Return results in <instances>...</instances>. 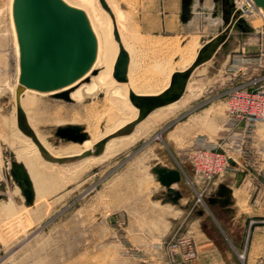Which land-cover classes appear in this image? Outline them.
Returning a JSON list of instances; mask_svg holds the SVG:
<instances>
[{"label":"rangeland","instance_id":"obj_1","mask_svg":"<svg viewBox=\"0 0 264 264\" xmlns=\"http://www.w3.org/2000/svg\"><path fill=\"white\" fill-rule=\"evenodd\" d=\"M69 1L90 15L101 39V57L105 61H116L119 43L114 37V25L117 26L123 44L130 49L128 81L114 79L118 92L113 97L105 91L86 98L72 96L70 92L72 102L56 98L54 93L24 91L20 98L22 107L38 141L55 159L48 160L33 138L17 125L19 79L10 0H0V264H163L159 255L165 248L144 245L149 237H153V242H162L161 232L139 230L154 218L148 214L147 207L142 214L139 205L143 196L151 202L154 176L151 168L187 166L185 161L189 160L191 148L200 137L210 146H218L224 135L228 107L221 93L236 84L250 89L264 86V13L257 7L253 12L243 11L242 17L252 32L243 35L235 30L232 33L233 37L240 36V48L237 56L228 57V62L220 66L204 63L197 68L195 81L187 91L186 104L175 102L157 108L132 132L119 135V130L138 116L129 91L160 94L166 87H162L164 67L157 43L151 50L141 47L138 24L142 6L147 8L148 0H106L115 23L100 0ZM244 3L246 0H237L238 8ZM208 32L207 28L198 30L193 43L196 54L210 38L203 37ZM248 37L257 39L253 52L241 45ZM251 59H256L259 72L245 80ZM101 68L95 69L99 73ZM113 71L111 67L112 74ZM85 81L84 78L81 83ZM67 124L84 126L91 141L80 144L57 137V127ZM108 136L111 137L104 150L95 155L96 143ZM226 149L240 165L249 161L261 165L264 175V121L256 126L240 150ZM88 151L92 153L82 156ZM12 159L24 162L32 175L36 194L33 205L25 204L10 174ZM198 184L203 189L212 185ZM198 184L194 182L196 189ZM246 195L244 201L240 194V204L246 202L240 205L241 211L252 217L251 225L264 221V187L257 186L250 196ZM253 201L261 203L255 211L248 207ZM250 234L246 233L248 240ZM189 235L183 232L181 236H187L194 244ZM169 243L163 244L169 246ZM263 250L264 241L259 250L261 255ZM240 264L264 263H246L243 258Z\"/></svg>","mask_w":264,"mask_h":264},{"label":"crops","instance_id":"obj_2","mask_svg":"<svg viewBox=\"0 0 264 264\" xmlns=\"http://www.w3.org/2000/svg\"><path fill=\"white\" fill-rule=\"evenodd\" d=\"M213 8L212 0H205L202 6L196 0L193 5L194 14L188 21L184 22L182 20V0H148L147 8L142 6L138 24L141 47H148L151 50L152 45L157 43L160 62L164 67L161 74L164 79L162 87L166 86L164 90L170 86L173 74L186 71L196 60V48L193 43L195 36L198 35V30L204 28L209 30L208 34L203 35L205 38L219 32L222 20L213 17ZM236 32H242L243 35H246L252 30L245 32L237 29ZM127 40L129 42L128 38ZM227 43V48L224 49L220 46L215 56L206 63H214L220 66L224 61L225 63L228 62L230 55L232 57L237 56L236 53L240 48V36H231ZM241 45L253 52L257 48V39L248 37L243 44L241 42ZM128 51L130 52V49ZM222 51L227 52L228 55H222ZM151 60L152 57H150ZM255 60H250L253 62L249 64L247 74L244 77L245 80H249L258 74L259 67L256 66ZM197 68L190 75L186 91L176 101L177 104H186L188 100L187 91L195 81ZM186 162L187 166L185 164L178 168L166 166L171 169H178L182 173L181 180L174 183V188L181 193L177 202L168 198L167 188L161 184L151 168L154 175L151 202L148 197L143 196L140 198L139 205L142 214L147 207L148 214H152L154 218L146 224H142L139 230L160 231L162 242H153V237H149L144 245L153 248H165L159 255L163 264H174L172 256L174 255L173 257L179 260L180 253L179 247H173V244L179 236L181 239L188 238V235H181L183 232H189V236L194 241L197 256L188 262L179 264H240L243 258L246 263H264V254L261 255L259 251L262 247V241H264V221L251 225L250 218L252 217L242 212L240 207L242 203L246 204L242 201L240 204V194L241 200L245 201L247 193L250 196L257 186L264 187L262 166L255 165L251 161L240 165V162L235 160L223 177L215 180L209 188L205 186L203 189V185L198 184L199 181L194 177L190 161L187 159ZM30 176L33 180L31 174ZM193 181L197 182L199 190L196 189ZM220 186H226L232 190L229 198L217 193ZM198 191L202 193L200 200H198ZM248 207L255 211L261 207V203L253 201ZM248 231L251 232L249 240L246 237ZM164 241L165 243L170 241V247L164 245ZM171 250L174 252L170 254ZM242 252L247 253L246 256L242 255L241 257Z\"/></svg>","mask_w":264,"mask_h":264},{"label":"water","instance_id":"obj_3","mask_svg":"<svg viewBox=\"0 0 264 264\" xmlns=\"http://www.w3.org/2000/svg\"><path fill=\"white\" fill-rule=\"evenodd\" d=\"M204 1L198 0L199 5L202 6ZM212 1L214 3L213 17L222 20L219 33L216 36H210L203 43L190 68L184 72L173 74L170 86L160 94H138L134 90H130L129 99L138 109V116L117 134H129L152 111L178 101L186 91L192 72L211 60L220 46L224 49L227 48V40L231 38L233 31L237 29L245 32L250 31L249 24L241 17L244 9L252 5L264 9V0H249L242 8H236L235 0ZM195 2L196 0H182V20L184 22L194 14L193 5ZM101 3L115 23L114 13L106 0H101ZM13 18L20 53L19 85L16 89L17 125L24 134L33 138L45 158L54 161L55 159L38 141L34 130L30 127L26 112L21 104V95L26 89L40 92L59 91L89 72L91 75L97 74L98 69H93V66L98 53V40L86 12L65 0H14ZM114 37L119 43V52L114 65L113 77L119 82H127L130 53L123 44L116 25H114ZM85 79L89 81L90 77L87 76ZM54 96L72 102L70 90L55 92ZM55 135L66 141L80 144L89 138L85 127L80 124L59 126ZM110 137H105L96 143L93 152L95 155L104 150ZM91 153L90 151L84 152L82 156H88ZM152 172L167 188L168 198L177 202L181 193L174 188V183L181 180V171L156 165L152 168ZM10 174L19 186L25 198V204L33 205L36 194L25 165L12 159ZM218 194L229 198L232 190L226 186H220Z\"/></svg>","mask_w":264,"mask_h":264},{"label":"built area","instance_id":"obj_4","mask_svg":"<svg viewBox=\"0 0 264 264\" xmlns=\"http://www.w3.org/2000/svg\"><path fill=\"white\" fill-rule=\"evenodd\" d=\"M221 95L228 102L221 141L218 146H210L205 138L200 137L195 141L189 155L195 179L206 184H212L235 161L227 154L226 148L229 151L240 150V146L254 133L256 126L264 121V86L250 89L243 84H236L224 90ZM197 193L200 200L202 193ZM253 222L254 220L251 224ZM176 246L179 247L180 258L177 260L173 255L174 264L188 262L197 256L196 247L190 238H179L173 244V247Z\"/></svg>","mask_w":264,"mask_h":264},{"label":"bare ground","instance_id":"obj_5","mask_svg":"<svg viewBox=\"0 0 264 264\" xmlns=\"http://www.w3.org/2000/svg\"><path fill=\"white\" fill-rule=\"evenodd\" d=\"M13 1L14 0H10V11H11V25H12V29H13V33H14V37H15V41H14V52H15V58H16V63H17V68H18V79H19V74H20V63H19V57H20V53H19V44H18V39H17V32H16V28H15V23H14V18H13ZM66 2H68L69 4L81 8L80 5L78 4H73L71 1L69 0H65ZM101 1V0H100ZM249 0H246V2H248ZM108 4V3H107ZM245 4V3H244ZM109 6V5H108ZM244 6V5H243ZM242 6V7H243ZM110 7V6H109ZM241 7V8H242ZM256 8V6H250L247 9H244V12H253L254 9ZM261 12L264 13V9L261 7H257ZM83 9V8H82ZM111 9V8H110ZM85 11V10H84ZM86 14L88 15V18L90 20V23L92 25V28L96 34L97 40H98V53H97V58H96V62L93 66V69L97 68H101V70L99 71V73L95 74V75H91L89 81H85L83 83H81V81L86 78L87 76H89L91 73H87V75H85L84 77H82L81 79L77 80L76 82H74L73 84L66 86L60 90H65L68 89L71 92L72 96L75 97H79V98H86V97H95V95L97 96V94L100 91H105L106 93H109V95L111 97L115 96V94L118 92V88H116L115 84H114V77L113 74L111 72V67H114V63L113 60H107L105 61L102 57H101V39L100 36L95 28V25L90 17V15L88 14L87 11H85ZM243 14V13H242ZM242 17V15H241ZM243 18V17H242ZM116 60V59H115ZM115 81H117L115 79ZM77 86V87H75ZM59 90V91H60ZM25 91H34V92H40V91H36L33 89H26ZM58 91H54V92H40V93H55ZM109 96V97H110ZM71 97V96H70ZM108 97V96H107ZM27 99V98H26ZM25 99V100H26ZM99 100V99H98ZM108 117V116H107ZM109 119H111V117H109ZM91 141V137H89L84 144H88ZM242 257V255H241Z\"/></svg>","mask_w":264,"mask_h":264},{"label":"flooded vegetation","instance_id":"obj_6","mask_svg":"<svg viewBox=\"0 0 264 264\" xmlns=\"http://www.w3.org/2000/svg\"><path fill=\"white\" fill-rule=\"evenodd\" d=\"M235 2H236V8H238V6H237V0H235Z\"/></svg>","mask_w":264,"mask_h":264}]
</instances>
